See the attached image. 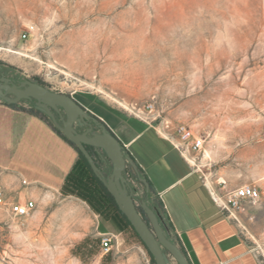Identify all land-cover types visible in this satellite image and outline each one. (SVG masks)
<instances>
[{
  "label": "rangeland",
  "instance_id": "1",
  "mask_svg": "<svg viewBox=\"0 0 264 264\" xmlns=\"http://www.w3.org/2000/svg\"><path fill=\"white\" fill-rule=\"evenodd\" d=\"M0 46L28 54L0 49L16 81L133 116L153 99L159 119L205 135L196 161L211 181L222 150L244 174L264 169V0H0ZM216 118L233 146H216ZM250 205L264 259V195ZM56 207L20 219L0 205V264H153L132 231L105 253L92 210L67 219Z\"/></svg>",
  "mask_w": 264,
  "mask_h": 264
},
{
  "label": "crops",
  "instance_id": "2",
  "mask_svg": "<svg viewBox=\"0 0 264 264\" xmlns=\"http://www.w3.org/2000/svg\"><path fill=\"white\" fill-rule=\"evenodd\" d=\"M84 105L109 127L144 170L155 191L150 199L162 201L173 233L179 237L191 264H264L261 251L247 232L213 200L197 161H191L190 155L177 149L153 123L97 101ZM218 127L216 118L212 138L216 146H233L224 139V129ZM227 151L213 156L215 178L232 186H264V169L254 175L244 174L224 160ZM78 157L77 149L46 120L0 101V187L8 202L34 200L32 214L36 216L57 205L56 210L67 219L77 218L84 205L92 210L81 198L63 193ZM138 183L144 194L145 184ZM250 212L254 211L246 204L242 215L246 223ZM92 213L98 218L100 233L112 232L117 237L123 233L111 221L93 210Z\"/></svg>",
  "mask_w": 264,
  "mask_h": 264
},
{
  "label": "water",
  "instance_id": "3",
  "mask_svg": "<svg viewBox=\"0 0 264 264\" xmlns=\"http://www.w3.org/2000/svg\"><path fill=\"white\" fill-rule=\"evenodd\" d=\"M0 99L7 103H15L24 99L33 100L36 107L52 120L53 125L78 146L87 157L94 172L101 177L115 197L119 208L130 220L153 255L156 264H173L172 259L178 264H191L179 245L168 236L161 224L158 212L149 205L147 200L143 199V193L140 203L136 202L124 173L128 164L136 167L135 162L126 152L120 139L104 122L94 117L93 120L98 128L91 124L87 130L79 132L74 124L83 125L84 120L91 116L85 107L71 94L55 91L29 78L13 82L9 76H1ZM56 113L60 114L62 123L58 120ZM86 145H92L103 150L111 160L112 171L108 175L103 174ZM140 180L148 190L149 183L146 179L141 177ZM138 205L144 210L146 217L142 216Z\"/></svg>",
  "mask_w": 264,
  "mask_h": 264
},
{
  "label": "built area",
  "instance_id": "4",
  "mask_svg": "<svg viewBox=\"0 0 264 264\" xmlns=\"http://www.w3.org/2000/svg\"><path fill=\"white\" fill-rule=\"evenodd\" d=\"M31 28L26 30L24 36L27 35ZM0 101H2L0 99ZM139 118H142L150 123H153L162 134L171 139L173 144L182 153L188 154L196 161V156L203 150L206 137L201 132H196L194 128L184 123L172 125L170 120L159 119L160 114L157 112L155 101L148 100L144 105V110L134 112ZM203 178L208 184L213 200L218 205L219 209L230 219H233L245 232L248 231L247 223L243 219L246 204H255L264 195L261 188L253 183H246L240 186L230 187L228 182L221 178H216L211 181L209 176L203 172ZM128 183L133 191L136 202L140 203L141 188L138 181L127 175ZM23 183H26L23 180ZM9 205L11 213L20 219L27 218L33 212L36 206L34 200L25 199L24 201H7L5 191L0 187V205ZM248 219H254V216L249 213ZM100 245L103 252L110 251L117 241V235L112 232H103L99 235Z\"/></svg>",
  "mask_w": 264,
  "mask_h": 264
},
{
  "label": "trees",
  "instance_id": "5",
  "mask_svg": "<svg viewBox=\"0 0 264 264\" xmlns=\"http://www.w3.org/2000/svg\"><path fill=\"white\" fill-rule=\"evenodd\" d=\"M0 64L2 65V62H0ZM32 80L48 86L44 81H42L38 77H34ZM26 101H30V104L26 105ZM4 103L21 110H25L31 114L40 116L41 118L46 120L66 141H68L77 149L79 157L77 162L73 166L71 172L66 178L63 187V193L75 195L81 198L82 200L86 201L94 212L99 214L104 220L111 221L119 231H132L146 248L150 256L151 262L153 264H156L153 255L148 250L147 246L131 224L130 220L127 218L126 214L119 208L115 197L104 184L101 177L94 172L87 157L82 153L78 146L73 141H71L63 132H61L53 125L52 120L36 107L33 100L24 99L15 103ZM86 148L93 156L95 162L102 170L103 174L108 175L110 173V168L107 167L109 164L110 167H112V163L111 160L106 156L104 151L96 150L91 145H86ZM126 152L132 157V155L128 151ZM103 157H105L106 159H104ZM135 165L136 167L131 164H128L124 171L125 175L127 176L129 174L133 178L137 179L141 184L144 183L140 180V178L142 177L146 179V181L149 183V189L144 193L143 199L147 200L149 205L158 212L161 224L165 228L168 236L179 245L185 256L188 258L187 252L184 249V246L182 245L179 237L173 233L172 223L168 218L162 201L158 198L150 199V196L152 194H155V191L149 178L145 174L144 170L136 164V162ZM138 209L141 212L142 216L146 217V214L140 205H138Z\"/></svg>",
  "mask_w": 264,
  "mask_h": 264
},
{
  "label": "flooded vegetation",
  "instance_id": "6",
  "mask_svg": "<svg viewBox=\"0 0 264 264\" xmlns=\"http://www.w3.org/2000/svg\"><path fill=\"white\" fill-rule=\"evenodd\" d=\"M7 76L6 75V72L2 69V65L0 64V77L1 76ZM11 78V77H10ZM12 79V81L13 82H17L16 80H14L13 78H11ZM73 98H77V97H75V96H73ZM77 101H78V99H76ZM79 102V101H78ZM80 103V102H79ZM84 107H85V109L87 110V112L91 115L90 117H88V118H86L85 120H84V124L83 125H79V124H77V123H75L74 124V126H75V128L79 131V132H83V131H85V130H87V128L92 124L95 128H98V126L96 125V123L94 122V117H96L83 103H81ZM62 113H63V115L65 116V113H64V111H63V109H62ZM56 115H57V118H58V120L62 123V120H61V116H60V114L59 113H56ZM92 146V145H91ZM94 147V146H93ZM94 149H96V150H101V149H99V148H96V147H94Z\"/></svg>",
  "mask_w": 264,
  "mask_h": 264
},
{
  "label": "bare ground",
  "instance_id": "7",
  "mask_svg": "<svg viewBox=\"0 0 264 264\" xmlns=\"http://www.w3.org/2000/svg\"><path fill=\"white\" fill-rule=\"evenodd\" d=\"M0 49H3V50H6L8 52H11V53H16V54H22V55H28L26 52L22 51V50H19V49H14V48H11V47H2L0 46ZM34 58V57H33ZM15 61V60H14ZM190 160L195 162V159L190 157Z\"/></svg>",
  "mask_w": 264,
  "mask_h": 264
}]
</instances>
